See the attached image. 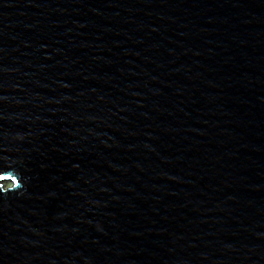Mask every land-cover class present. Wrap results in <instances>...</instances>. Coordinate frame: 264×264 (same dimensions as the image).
Segmentation results:
<instances>
[{
    "label": "water",
    "instance_id": "water-1",
    "mask_svg": "<svg viewBox=\"0 0 264 264\" xmlns=\"http://www.w3.org/2000/svg\"><path fill=\"white\" fill-rule=\"evenodd\" d=\"M13 161L0 264H264V0H0Z\"/></svg>",
    "mask_w": 264,
    "mask_h": 264
},
{
    "label": "clouds",
    "instance_id": "clouds-1",
    "mask_svg": "<svg viewBox=\"0 0 264 264\" xmlns=\"http://www.w3.org/2000/svg\"><path fill=\"white\" fill-rule=\"evenodd\" d=\"M14 163L10 162L5 169L0 170V193L7 194L24 187L21 174L14 168Z\"/></svg>",
    "mask_w": 264,
    "mask_h": 264
}]
</instances>
